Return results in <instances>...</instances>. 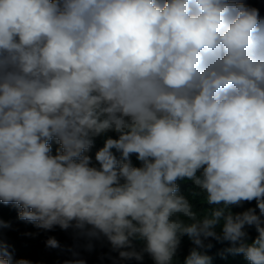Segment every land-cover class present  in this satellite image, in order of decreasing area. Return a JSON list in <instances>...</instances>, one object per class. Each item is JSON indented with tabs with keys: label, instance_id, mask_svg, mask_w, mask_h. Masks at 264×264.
I'll return each mask as SVG.
<instances>
[{
	"label": "clouds",
	"instance_id": "9594fccd",
	"mask_svg": "<svg viewBox=\"0 0 264 264\" xmlns=\"http://www.w3.org/2000/svg\"><path fill=\"white\" fill-rule=\"evenodd\" d=\"M108 132L117 138L93 163L94 138ZM182 180L212 206L203 215ZM0 201L40 229L103 235L123 260L173 264L187 235L183 264H211L208 238L264 264L259 10L243 0H0ZM0 264L31 261L13 262L0 244Z\"/></svg>",
	"mask_w": 264,
	"mask_h": 264
},
{
	"label": "trees",
	"instance_id": "16d2710c",
	"mask_svg": "<svg viewBox=\"0 0 264 264\" xmlns=\"http://www.w3.org/2000/svg\"><path fill=\"white\" fill-rule=\"evenodd\" d=\"M243 2L249 7L257 8L260 17L264 19V0H243ZM109 136L117 138L115 132H108L94 138V145L87 153L93 157V163H95V152L103 146L104 140ZM59 147L55 140L51 142L53 154ZM131 159L134 166H140L135 155ZM177 183L180 194L189 199L200 215L212 207L206 203L204 193L192 181L182 180ZM255 206V201L245 202L240 207L233 206L232 211L242 212ZM20 210L14 203L4 204L0 201V222H3L0 226V244L7 247L13 262L26 259L31 261V264H66L67 261L82 259L85 264H154L153 259L147 253H144L143 259L139 261L121 259L119 250H113L110 242L103 235L91 237L74 227L61 229L55 226L51 230L37 228L33 222L19 219ZM247 231L250 239L257 234L254 227H249ZM50 237L58 241L59 247L48 246L47 241ZM205 243L213 245L211 249L206 250V254L211 257V264H248L243 255H232L225 252V249L229 247L227 242L220 243L213 238H208ZM134 245L138 251L143 247L140 241H134ZM193 247L190 238L187 235L182 236L173 264H183L185 257Z\"/></svg>",
	"mask_w": 264,
	"mask_h": 264
}]
</instances>
